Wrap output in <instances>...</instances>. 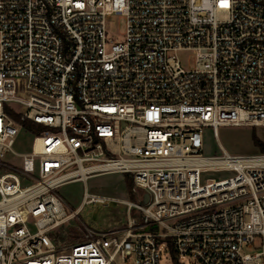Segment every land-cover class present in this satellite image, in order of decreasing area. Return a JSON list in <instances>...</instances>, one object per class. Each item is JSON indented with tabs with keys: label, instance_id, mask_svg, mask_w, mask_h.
<instances>
[{
	"label": "built area",
	"instance_id": "obj_1",
	"mask_svg": "<svg viewBox=\"0 0 264 264\" xmlns=\"http://www.w3.org/2000/svg\"><path fill=\"white\" fill-rule=\"evenodd\" d=\"M25 119L43 129L21 154ZM221 125L264 127V0H0V264H264V152L205 154ZM110 173L138 200L85 185L70 208L64 185ZM110 201L126 225L61 241Z\"/></svg>",
	"mask_w": 264,
	"mask_h": 264
},
{
	"label": "rangeland",
	"instance_id": "obj_2",
	"mask_svg": "<svg viewBox=\"0 0 264 264\" xmlns=\"http://www.w3.org/2000/svg\"><path fill=\"white\" fill-rule=\"evenodd\" d=\"M109 35L122 39L126 30V18L122 15H113L107 22ZM180 60L184 67H193L195 55L190 51L181 52ZM20 109L19 106H16ZM253 134L264 142V127L249 125H221L218 127V136H215L211 127H206L203 131L204 153L212 155L220 153V144L231 154L251 155L262 152L255 144ZM34 134L30 131L21 129L15 137L13 144L14 151L18 153H28L32 151ZM4 160L15 165H22V158L7 153ZM4 172L0 170V174ZM85 185L91 192H99L107 195H116L130 200H138L137 196L130 191L132 181L127 175L119 173H110L97 175L89 178L86 183L76 181L64 185L61 193L70 208L76 209L81 204ZM128 222L127 207L124 204H117L110 201L107 204L90 203L83 205L79 210V216L70 220L67 225L62 226L59 232V238L65 244L75 243L86 239L88 228L98 231L110 229L113 227H121ZM180 263L168 255L163 257L162 264H196V260L192 257H181ZM114 264H136L135 256L123 261L121 257H117Z\"/></svg>",
	"mask_w": 264,
	"mask_h": 264
},
{
	"label": "trees",
	"instance_id": "obj_3",
	"mask_svg": "<svg viewBox=\"0 0 264 264\" xmlns=\"http://www.w3.org/2000/svg\"><path fill=\"white\" fill-rule=\"evenodd\" d=\"M23 124H24L25 128H27L29 131L34 132V133L43 129V127L41 125L37 124L36 122H34L30 119H25L23 121ZM253 139H254L255 144L260 148V150L262 152H264V142L261 141L257 137L256 134H253Z\"/></svg>",
	"mask_w": 264,
	"mask_h": 264
}]
</instances>
